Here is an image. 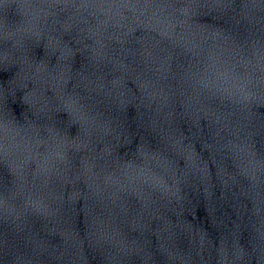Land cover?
Wrapping results in <instances>:
<instances>
[{"label": "clouds", "instance_id": "clouds-1", "mask_svg": "<svg viewBox=\"0 0 264 264\" xmlns=\"http://www.w3.org/2000/svg\"><path fill=\"white\" fill-rule=\"evenodd\" d=\"M0 264H264V0H0Z\"/></svg>", "mask_w": 264, "mask_h": 264}, {"label": "water", "instance_id": "water-1", "mask_svg": "<svg viewBox=\"0 0 264 264\" xmlns=\"http://www.w3.org/2000/svg\"><path fill=\"white\" fill-rule=\"evenodd\" d=\"M197 216H198V218H200V220H202L205 223V226L208 227L207 221H206V213H205L202 206L200 208H198ZM209 230L212 231L211 228H209ZM213 235H215L214 232H213Z\"/></svg>", "mask_w": 264, "mask_h": 264}]
</instances>
